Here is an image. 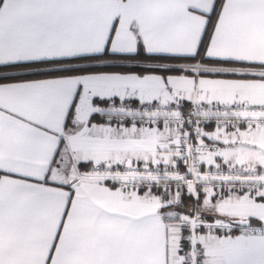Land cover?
Returning <instances> with one entry per match:
<instances>
[{
	"label": "snow or ice",
	"instance_id": "1",
	"mask_svg": "<svg viewBox=\"0 0 264 264\" xmlns=\"http://www.w3.org/2000/svg\"><path fill=\"white\" fill-rule=\"evenodd\" d=\"M0 264H264V0H0Z\"/></svg>",
	"mask_w": 264,
	"mask_h": 264
}]
</instances>
